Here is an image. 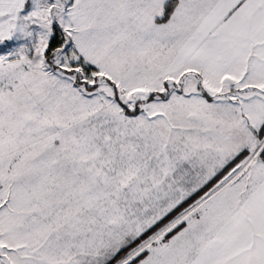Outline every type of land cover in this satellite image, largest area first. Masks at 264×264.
<instances>
[{"label": "snow or ice", "instance_id": "1", "mask_svg": "<svg viewBox=\"0 0 264 264\" xmlns=\"http://www.w3.org/2000/svg\"><path fill=\"white\" fill-rule=\"evenodd\" d=\"M0 264H264V0H0Z\"/></svg>", "mask_w": 264, "mask_h": 264}]
</instances>
